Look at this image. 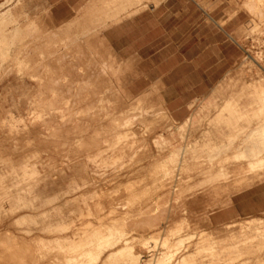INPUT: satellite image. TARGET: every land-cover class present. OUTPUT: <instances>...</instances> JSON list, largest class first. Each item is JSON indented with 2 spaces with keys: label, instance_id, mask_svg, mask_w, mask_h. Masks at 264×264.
Masks as SVG:
<instances>
[{
  "label": "bare ground",
  "instance_id": "1",
  "mask_svg": "<svg viewBox=\"0 0 264 264\" xmlns=\"http://www.w3.org/2000/svg\"><path fill=\"white\" fill-rule=\"evenodd\" d=\"M135 2L136 4H117V0H109L106 4H95L86 14L88 17L77 23V32L85 35L82 37L83 40L91 39L87 37L91 31L105 29L119 22L123 16H130L146 8V4H138L142 0ZM245 4L252 13L264 8V0H248ZM3 19L0 18V63H2L0 70H6L8 66L4 68L3 64L10 61V65L18 67L22 73H30L42 89L33 101L34 107L30 116L10 118V133L15 131L17 134L27 133L28 138L23 140L11 135L13 141L11 147L14 151L0 153V215L14 214L29 208L37 209L34 199H41L47 194L40 191L41 185L45 189L48 183L64 177L88 176L66 192H62L60 195L63 196L62 202L52 206L50 210L59 214L84 210L87 215L99 219L100 228L87 230L83 235L56 238L55 243L46 244L44 248L49 252L63 251L65 264H170L168 261L172 254L170 252H164L162 255L158 252L152 254L146 261H141L143 252L134 250L132 233L143 225H152L157 215L161 212L162 215L163 211L173 213L178 207L177 204L162 208L159 199L150 203L151 197L148 200L144 198V189L135 188L132 184L126 185L121 193L114 195L107 193L104 188L90 189L95 184L98 172L104 168L114 169L118 177L127 176L135 169L138 171L144 169L143 166L139 167V163L144 161L145 149L137 145L136 123L144 124L149 118L151 123L146 125V128L153 130L154 127L160 126L158 120L165 118L167 110L162 108L157 111L138 105L125 113H119L115 102L107 96L101 95L102 98L99 100L96 98L88 102L77 100L86 89L89 90V95L99 93L92 91L93 80L102 75L98 74L99 71L105 74L115 71L120 66L114 56L109 55L108 61L101 63V70L95 69V74H89L88 77L79 63L77 69L80 73H84V76L82 75L81 80L72 81L64 75V72L57 73L51 68L48 61L50 55L45 51L38 53L39 60L35 62L29 54L19 56L14 50L22 32L30 35L35 30L37 26L35 27L34 22L32 24L35 28L29 24L24 27L25 29L14 26L8 31L5 23H14L15 19L13 16L8 20ZM94 39L104 43L102 36ZM59 41L64 47L70 48L73 39L66 35L60 37ZM78 55L81 56L80 50ZM39 66L42 73L38 72ZM49 73H52V76H49ZM48 82L52 84L49 87ZM251 84V88H242L227 96L222 102H218L213 114L208 113L209 115L203 116L205 130L202 135L173 150L164 161L158 163L152 172L155 177L153 183L156 192H161L167 187L164 193L178 200L182 191H185L183 188L180 189L182 180L196 176L203 178L197 184L200 190L198 193H193L194 198H199L195 196L197 194L202 196L220 190L221 185L230 192L237 193L241 185L248 183L252 185L263 180L259 177L261 174L258 171L264 164V76L254 79ZM256 86H259V89ZM116 92L113 94H117ZM245 97L250 100H244ZM18 126H22V129ZM40 127H43L42 138L37 136ZM168 127L170 128L169 125ZM183 138L187 139V137ZM21 142L25 145L19 144ZM20 147L26 151L19 152L17 149ZM156 150L157 156L163 152V148L159 145ZM150 157H154V153ZM248 173H252L251 177L247 175ZM232 175L238 176V179H231ZM157 178L160 182L156 181ZM235 184L238 187L231 191L229 187ZM6 202L9 203L8 208ZM123 213H125L124 218L113 217L116 214L122 216ZM102 214L104 216H101ZM21 215L17 219L19 224L40 225V229L49 232L63 231L73 224V222H64L60 220L61 218L46 225L38 224L37 220L32 218L34 217L32 214ZM87 225L94 227L95 222L89 221ZM221 228L227 229L230 238L236 240L232 248L241 249L246 247L250 240L255 239L256 235L239 239L235 232L260 230L264 228V218L253 217L226 223ZM26 230L31 232L33 229L28 227ZM218 232H220L219 228L201 237L200 243L205 242V244L197 246L195 252L185 253L178 259V264H193L197 256L213 258L220 256L215 244L217 240L213 236ZM179 239L178 242L182 240ZM165 243L167 244V241ZM49 252L43 253L42 250H34L31 246L20 243H13L3 248L0 246V264H47L44 259ZM235 255V258H240L243 252H237ZM125 257H129V261H121Z\"/></svg>",
  "mask_w": 264,
  "mask_h": 264
},
{
  "label": "rangeland",
  "instance_id": "2",
  "mask_svg": "<svg viewBox=\"0 0 264 264\" xmlns=\"http://www.w3.org/2000/svg\"><path fill=\"white\" fill-rule=\"evenodd\" d=\"M56 1L57 0H0L1 20L2 18H4L3 20H8L12 16L15 19L14 23H5V27L8 31H11L14 26L15 28L25 29L24 27H27L33 22L34 25L36 24L35 27L37 26L36 28H38L36 29L32 24L35 30L30 35H28L29 33L24 32L19 35L14 47V50L19 56L29 54L33 61L36 62L39 60L38 53L43 50L50 55L48 56V61L51 68H54L57 73L63 74L64 72V75L69 77L72 81L81 80L80 78H82V75L84 76V73H80L77 69L79 63L81 64V67L85 69V75L88 77L89 74H95V69L101 70V63L108 61L109 55L114 56L115 60L119 62L118 58L113 53L114 51L112 50L111 45L105 41V39L103 44L100 40L94 39L95 37L102 36V30L97 29L96 31L88 33L87 37L91 38L89 40H83L82 37H85V35L77 32V23L88 17L86 14L91 11V8H93L95 4H88L86 8L78 10V7H83L86 4H54ZM138 4H141V2H138ZM148 5L149 4H146V6ZM243 7L254 18L264 21V8H261L257 13H252V11L248 10L246 4H243ZM237 10L238 8H236V11ZM79 12L80 15H78ZM262 30H254L248 34V37L251 39L246 44L244 50L246 55L243 56L244 60L241 65L237 67L238 70L228 73L229 77L227 83L224 84L223 88L215 90L213 97L209 102L203 105L197 104L193 106L196 110L195 114L187 120L183 121V119L190 113V110H187L186 106H169L172 111H175L173 114L174 117L178 119L174 120L164 105L147 103L146 81L133 79L136 76L135 72L125 73L126 66L121 62H119L120 66L118 65L119 67L115 71L107 72L108 74L105 73L106 75L99 71L98 74L102 75L93 80L92 87L93 92H99L97 95H89V90L86 89V91L77 98V100L88 102L96 100V98L99 100L102 98L101 95L104 97L107 96V98L109 97L115 102L116 110H118L119 113H125L132 107L138 105L143 106L146 109L157 111L162 108L167 110V113L164 115L165 118L158 120L160 126L154 127L153 130L146 128V125L151 123V119L149 118L144 124H141L140 122L136 123L135 135L138 138L137 145L144 147L145 149L143 150L144 161L139 163V167L143 166L144 169L142 171L135 169L127 176L118 177V173L114 169L110 170L104 168L98 172L95 184L90 188H104L107 193H112V195H114L115 193L118 194V192L121 193L126 185L132 184L135 188L139 187L140 190L141 188L144 189V198L145 200H148V198L151 197L149 200L150 203H154L156 199H159L158 202L161 204L160 206L162 208L174 204L178 205L173 213L163 211L162 215V212L157 215V218L153 221L155 226L153 224H146L136 230L137 232L134 231L132 233L134 250H141L143 252L141 261H146L147 258H151L152 254L158 252L160 253L159 255H162L164 252H170V254L172 253V256L170 255L169 257V263L178 264V259L185 253L189 251L195 252L198 248L197 246H203L202 244H205V242L200 243L201 237L206 234H211L214 230H218L219 228L220 232L215 233L213 236L214 239L217 240L214 241L216 242L215 244L217 245V250L220 252V256L214 258L197 256L193 264H264V228L260 230H247L244 232L236 231L235 234L239 239H243L249 235H256L255 239L250 240L247 243V246L242 247L241 249L232 248L236 240L230 238L227 229L221 228L223 227V224L225 225L226 223H233L244 219H252L253 217L243 219L237 218L225 223L219 222V224L217 222L214 223L212 217L215 215H213V212L222 208L223 205L226 206L232 203L230 198L234 192H230L229 189H226L221 185L222 187H220V190L218 189L214 192L211 191L210 193L202 194V196L201 194H197L195 196H199V198H194L193 193H198L200 190L198 189L199 186L197 184L203 178V176H196L189 180H182L180 189L183 188L185 191H182V194H180L178 200H176L173 196L171 197L164 193L167 187L162 189L161 192H156L157 189H155V184L153 183L155 177L152 173L154 168L158 166V163L164 161L173 150L186 145L187 142L197 139L198 136L200 137L202 135V132L205 130V126L203 125L205 119L203 120V116L213 114L214 108L218 102H222L227 96L232 95L234 92H237L242 88H251V83H253L254 79L264 76V26ZM66 35L71 36L73 39L69 46L70 48L64 47L59 41L60 37ZM100 44H102V46ZM79 50L81 51V56L78 55ZM60 59L63 60L61 61ZM254 59L259 62L257 65L254 63ZM10 64V61L5 62L3 65L4 68L8 66L7 69L0 70V153L3 154L14 151L11 147L13 142L11 140L12 137H10L11 135L23 140H25L26 137L28 138L27 133L17 134L16 131L10 133V118L11 116L16 118H19L20 116H30L34 107L33 101L42 89L39 82L35 78H32L30 73H22L18 67L11 66ZM1 65L2 63H0V66ZM35 67L37 66L35 65ZM40 67L41 66L38 67V72L42 73ZM132 69H134V67H131V70ZM49 76H52V73H49ZM47 85L49 87L52 84L48 82ZM259 86H256V88L259 89ZM115 92L117 94H113ZM148 98L149 97H147V99ZM244 100L249 101L250 98L245 97ZM180 108L181 110L184 109L182 111L183 113L180 112ZM18 128L22 129V126H18ZM42 131L43 127H40L37 133L38 138H42ZM183 137H187V139H184ZM19 144L22 145L23 142ZM157 145L163 148V152L158 156L155 154L157 151ZM17 150L19 152L26 151V149H21V147ZM152 153H154V157H150ZM216 169L217 168H214V170ZM258 172L261 174L259 177L264 180V164ZM247 175L251 177L252 173H248ZM87 177L88 176L80 178L64 177V179L56 180L58 182L52 181L48 183L45 189H43V185H41L39 188L41 189L40 191L47 194H45L44 197H41V199H34L35 205L38 207L37 209L29 208L14 214H1L0 242L2 244L0 246L3 248L13 243H20L29 245L34 250H42L43 253L44 251L47 253L49 250H46L44 245L55 243L56 238L72 237L75 234L83 235L87 230L91 231L92 229L100 228L99 219L97 220V218L87 215L84 210L70 211L68 214H59L54 210H50L52 206L62 202L63 196H60L62 192H66L73 185L80 183L81 179H87ZM231 179L236 180L238 179V176L232 175ZM156 181L160 182V179L157 178ZM252 185L249 183L243 184L241 185V188H249ZM236 187H238V185L235 184L231 185L229 188L232 191ZM5 205L8 208L9 203L6 202ZM21 214H32V216H34L32 218L37 220L38 224L46 225L47 223L59 220L60 218V220L64 222H73V224L63 231L56 230L49 232L40 229V225L19 224L17 219L22 216ZM101 216H104V214ZM124 216L125 213H123L122 216L119 214L113 215L114 218L119 217V219L124 218ZM89 221L95 222V226H88L87 223ZM28 227L33 230L27 232L29 230H26ZM179 238L183 240L182 243V240L179 241L180 243L178 242L177 239ZM148 239L151 240L149 241ZM152 241L155 242L153 243ZM166 241L167 244L165 243ZM145 242L146 244H144ZM173 244L175 246H173ZM181 244L183 245L181 246ZM178 246L181 247L179 248ZM137 247L139 249H137ZM240 251L243 252V256L235 258V254ZM47 255L48 256L44 259L45 263L55 264L59 262L58 264H65V254L63 251L57 250L49 252ZM121 261L127 262L129 261V257H125Z\"/></svg>",
  "mask_w": 264,
  "mask_h": 264
},
{
  "label": "crops",
  "instance_id": "3",
  "mask_svg": "<svg viewBox=\"0 0 264 264\" xmlns=\"http://www.w3.org/2000/svg\"><path fill=\"white\" fill-rule=\"evenodd\" d=\"M108 1L57 0L54 4H86L80 10ZM121 1L117 4H136ZM247 1L142 0L141 4H149L146 8L123 16L102 29L101 35L126 66L125 73L135 72L133 79L146 81V102L164 105L174 120L178 119L169 106H186L190 113L184 121L195 114L193 106L206 104L215 90L224 87L228 73L238 70L244 60L248 34L263 29L264 21L243 7ZM254 63L259 62L254 59ZM230 201L213 212L214 222L264 217V180L241 188Z\"/></svg>",
  "mask_w": 264,
  "mask_h": 264
}]
</instances>
